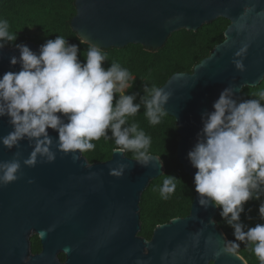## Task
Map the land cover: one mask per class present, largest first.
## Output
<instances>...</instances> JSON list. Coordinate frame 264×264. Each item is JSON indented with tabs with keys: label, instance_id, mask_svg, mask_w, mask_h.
<instances>
[{
	"label": "water",
	"instance_id": "water-1",
	"mask_svg": "<svg viewBox=\"0 0 264 264\" xmlns=\"http://www.w3.org/2000/svg\"><path fill=\"white\" fill-rule=\"evenodd\" d=\"M76 9L74 32L101 50L142 45L156 51L180 30L197 32L219 18L230 22L225 41L193 73H177L161 87L172 93L165 111L176 118L178 158L195 188L198 170L188 153L203 128L202 114L214 110L228 86L240 99L244 88L264 81V0H76ZM24 45L39 54L41 45ZM245 45L246 71L240 72L232 60ZM12 56L20 58L18 48L0 49V78L21 70L19 63L11 65ZM11 131L8 118H0V138ZM48 135L56 160L34 168L23 164L33 150L27 139L12 150L0 141V162L21 153L18 180L0 185V264H63L59 257L66 252L67 264H248L223 251L229 240L216 223L218 207L200 206L196 191L188 217L158 226L151 241L139 235L142 196L165 174L160 157L150 155L148 166L116 151L107 162L91 164L83 153L74 161L58 150V132L48 129ZM119 163L128 165L124 174L111 176ZM34 236L41 240L38 255L32 252Z\"/></svg>",
	"mask_w": 264,
	"mask_h": 264
},
{
	"label": "clouds",
	"instance_id": "clouds-1",
	"mask_svg": "<svg viewBox=\"0 0 264 264\" xmlns=\"http://www.w3.org/2000/svg\"><path fill=\"white\" fill-rule=\"evenodd\" d=\"M9 28L8 20L0 18V49L17 39ZM15 47L20 58L12 56L10 63H19L21 70L6 72L0 78V118L7 117L13 131L0 141L12 150L19 149L27 139L33 150L23 160L25 166L34 168L41 160L55 162L48 129L58 132V150L72 154L74 161L80 159L77 153L94 150L93 141L104 138L114 141L116 152L131 151L136 161L148 166L153 159L149 155L151 137L138 124L129 123V118L136 116L143 106L149 123L159 124L171 92L145 86L146 94L140 103H134L138 94L126 92L136 78L127 69L116 62L105 69L106 56L93 45L86 52V63H81L78 46L68 44L62 36L47 40L39 54L24 44ZM246 53L247 45L232 60L240 72L246 71L242 59ZM236 91L234 86L225 88L214 102V110L202 114L203 128L188 159L198 170L194 177L198 204L205 209L212 205L221 208V217L234 229L235 241H228L223 251L236 256L240 248L236 241L242 242L259 264H264V224L245 230L240 222L244 205L252 199L260 200L264 191V90L256 93L258 98L240 101L235 99ZM20 158L17 151L11 161L0 162V185L8 186L18 180ZM127 167L119 163L109 174L119 178ZM176 180L170 175L163 180L159 189L163 199L175 192ZM259 216L264 220V202L259 206Z\"/></svg>",
	"mask_w": 264,
	"mask_h": 264
},
{
	"label": "trees",
	"instance_id": "trees-1",
	"mask_svg": "<svg viewBox=\"0 0 264 264\" xmlns=\"http://www.w3.org/2000/svg\"><path fill=\"white\" fill-rule=\"evenodd\" d=\"M76 14V0H0V18L8 20L10 33L17 36L16 41L6 43L5 47L13 48L16 44L28 42L42 46L47 40L62 36L68 44L78 46V59L81 63H86L89 45L83 43L72 28V20ZM229 25L228 20L219 18L197 32L180 30L173 33L166 45L156 51L148 50L142 45L104 49L102 51L106 60L103 67L107 69L112 62H116L127 69L136 79L126 94H138L134 103H140V98L146 94L145 86L161 88L177 73H193L194 68L208 58L217 45L225 41V32ZM261 90H264V81L258 87L244 88L241 98L237 100L258 98L256 93ZM116 99L118 96L114 98L113 104ZM144 111L142 106L136 116L129 118V123L138 124L139 128L151 137L149 155L160 157L165 166V174L151 182L141 200L142 229L139 235L151 241L158 226L191 214L195 188L192 178L184 171L178 158L180 136L176 118L165 111L160 123L153 126ZM93 143L96 145L95 149L83 153L91 164L112 159L116 151L113 140L101 138ZM125 154L128 158L135 159L133 152L128 151ZM169 175L177 178L176 189L165 200L161 197L159 189ZM262 202L264 191L261 192L260 200L252 199L244 205L245 210L241 213L240 222L245 226V230L255 227L258 223L264 224V220L259 216V206ZM221 210L218 207L216 223L229 241H235L234 229L221 217ZM236 242L240 243L238 254L248 264H259L250 248L242 242ZM40 249L41 240L34 236L32 252L37 253Z\"/></svg>",
	"mask_w": 264,
	"mask_h": 264
},
{
	"label": "flooded vegetation",
	"instance_id": "flooded-vegetation-1",
	"mask_svg": "<svg viewBox=\"0 0 264 264\" xmlns=\"http://www.w3.org/2000/svg\"><path fill=\"white\" fill-rule=\"evenodd\" d=\"M41 252H42V246H41V249H40L39 252H37V253H33V254L38 255V254H40ZM59 258H60V260H61V262H62L63 264H67V261H68V252H66V253H64V254H61Z\"/></svg>",
	"mask_w": 264,
	"mask_h": 264
}]
</instances>
